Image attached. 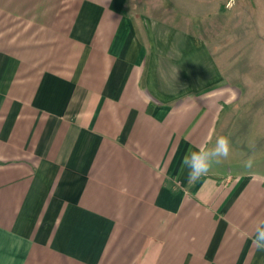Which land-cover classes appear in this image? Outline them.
I'll return each mask as SVG.
<instances>
[{"label": "crops", "instance_id": "0c3cea01", "mask_svg": "<svg viewBox=\"0 0 264 264\" xmlns=\"http://www.w3.org/2000/svg\"><path fill=\"white\" fill-rule=\"evenodd\" d=\"M226 2L187 28L0 0V264H264V11ZM220 135L190 184L183 156Z\"/></svg>", "mask_w": 264, "mask_h": 264}, {"label": "rangeland", "instance_id": "374dc122", "mask_svg": "<svg viewBox=\"0 0 264 264\" xmlns=\"http://www.w3.org/2000/svg\"><path fill=\"white\" fill-rule=\"evenodd\" d=\"M245 1H250V5H255L256 8L264 11V0ZM221 4H227L226 0H129L127 10L133 16L143 15L152 20L167 19L190 28L199 18L207 17L208 7L212 11ZM250 135L251 133L249 137ZM220 163L223 165L222 162ZM231 165L233 167L234 164Z\"/></svg>", "mask_w": 264, "mask_h": 264}, {"label": "clouds", "instance_id": "9594fccd", "mask_svg": "<svg viewBox=\"0 0 264 264\" xmlns=\"http://www.w3.org/2000/svg\"><path fill=\"white\" fill-rule=\"evenodd\" d=\"M144 102H150L147 94H142ZM231 152V144L228 137L220 135L212 143L211 136L198 146L196 150H189L185 153L181 161V173L187 170V178L190 184H194L202 176L207 175L213 163H220L222 159H227ZM251 159L245 162L246 168H252ZM255 179V177H253ZM252 244L259 250L264 251V219L256 222Z\"/></svg>", "mask_w": 264, "mask_h": 264}]
</instances>
